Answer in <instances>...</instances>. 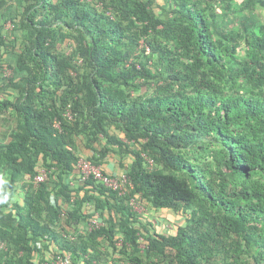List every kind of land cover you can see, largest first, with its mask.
Here are the masks:
<instances>
[{
    "label": "trees",
    "instance_id": "trees-1",
    "mask_svg": "<svg viewBox=\"0 0 264 264\" xmlns=\"http://www.w3.org/2000/svg\"><path fill=\"white\" fill-rule=\"evenodd\" d=\"M0 241V264H264V0H0Z\"/></svg>",
    "mask_w": 264,
    "mask_h": 264
},
{
    "label": "built area",
    "instance_id": "built-area-1",
    "mask_svg": "<svg viewBox=\"0 0 264 264\" xmlns=\"http://www.w3.org/2000/svg\"><path fill=\"white\" fill-rule=\"evenodd\" d=\"M11 27H12V23L8 21L6 23V28H11ZM76 170L79 173L80 178L86 179L88 176H93L96 180L100 181L105 186L117 191L119 194L124 193V190L126 188V183L130 184L124 173L108 175L103 172L102 167H100L99 165H95L91 161L84 158H79L77 160ZM44 178H45V174L42 173L35 176V181L39 182L42 181ZM130 206L135 211L136 210L140 211L142 209L135 198L130 199ZM89 223L94 226H98L99 224H101L99 215L95 213L91 217ZM2 247H3V243L0 241V248ZM68 259L69 256L66 255L64 259H62L61 257L52 258V259L43 260L39 264H67Z\"/></svg>",
    "mask_w": 264,
    "mask_h": 264
},
{
    "label": "rangeland",
    "instance_id": "rangeland-1",
    "mask_svg": "<svg viewBox=\"0 0 264 264\" xmlns=\"http://www.w3.org/2000/svg\"><path fill=\"white\" fill-rule=\"evenodd\" d=\"M167 217H168V216H167ZM167 217L165 216V220L167 219ZM172 217H173V218H171V215L169 214V218H171L172 220L167 219L165 222L163 221L166 227H169V228H172V227H173V224L175 223L174 221H175L176 217L173 216V215H172ZM160 224H161V223H160ZM161 226H162V225H161Z\"/></svg>",
    "mask_w": 264,
    "mask_h": 264
},
{
    "label": "crops",
    "instance_id": "crops-1",
    "mask_svg": "<svg viewBox=\"0 0 264 264\" xmlns=\"http://www.w3.org/2000/svg\"><path fill=\"white\" fill-rule=\"evenodd\" d=\"M108 168H109V167H108ZM113 168H114L113 165H110V168H109V169L112 170Z\"/></svg>",
    "mask_w": 264,
    "mask_h": 264
}]
</instances>
